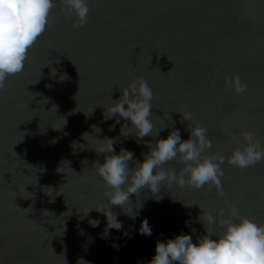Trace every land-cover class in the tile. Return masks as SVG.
Returning a JSON list of instances; mask_svg holds the SVG:
<instances>
[{
	"label": "water",
	"instance_id": "water-1",
	"mask_svg": "<svg viewBox=\"0 0 264 264\" xmlns=\"http://www.w3.org/2000/svg\"><path fill=\"white\" fill-rule=\"evenodd\" d=\"M87 2L86 23L73 27L75 17L54 0L24 69L0 90V264H146L157 240L184 232L195 243L204 234L199 206L217 220L219 209L235 207L264 223V160L243 169L227 162L246 132L264 148V0ZM234 77L246 85L239 94ZM138 78L152 89L154 125L153 136L139 142L134 132L121 134L126 120L104 115ZM194 125L211 141L202 155L224 157L223 195L211 184L165 183L156 194L145 187L124 209L109 205L122 228L105 234L106 215L94 209L107 213L110 191L96 171L106 155L97 153L98 140L113 138L115 151L130 150L131 169L147 142L173 128L187 139ZM163 167L179 176L185 165L178 157ZM139 201L142 210L130 218L124 211ZM145 218L150 236L138 234ZM207 227L222 230L219 223Z\"/></svg>",
	"mask_w": 264,
	"mask_h": 264
},
{
	"label": "clouds",
	"instance_id": "clouds-1",
	"mask_svg": "<svg viewBox=\"0 0 264 264\" xmlns=\"http://www.w3.org/2000/svg\"><path fill=\"white\" fill-rule=\"evenodd\" d=\"M62 4L75 17L73 27L86 23L89 13L87 0H62ZM53 6L54 0H0V90L4 88L9 75L18 74L24 69L27 52L44 32ZM65 78L63 76L60 80ZM232 83L237 94L246 88L239 77H234ZM120 91L122 95L107 107L105 117L118 116L126 120L128 123L121 126V134L126 136L134 132L137 142L145 136H153L151 87L143 78H138ZM181 116L186 121L192 119L188 112L181 113ZM116 122L119 123V120ZM65 123L64 120L63 124ZM125 127H131L134 131L125 132ZM94 128L96 132L100 131L99 128ZM163 130L164 127L159 128L154 136H158L159 131ZM188 131L187 139H181L179 130L173 128L166 137L157 139L155 143L147 142L148 152L142 153L143 159L131 169L128 162L133 160V153L130 150L121 148L118 152L115 151L113 138L96 139L101 142L95 148L97 153L106 154L102 163H96L97 175L110 189L105 194L108 201L107 213L103 209L94 208L106 215L105 234L109 229L122 228L116 215L109 210V205L124 209L131 203L129 196L139 193L145 187L156 194L165 183L179 186L187 183L196 189L211 184L216 187L219 195H223L220 178L223 175L221 164L224 163V157L219 154L202 155L206 149L211 148V141L203 126L194 125ZM86 136H90L89 133L82 134L84 140ZM244 140L245 145L235 148L227 159L229 164L241 169L264 160V148L254 142L250 132L244 133ZM178 157L185 165L179 176L163 167ZM59 168L57 171L61 172ZM156 198L160 199L158 196ZM143 206V201H139L135 211L132 207L129 211H123L135 219ZM199 208L204 216L203 220L199 217V221L205 225L204 234L197 237L195 243L192 236L184 232L162 241L157 240L154 254L146 264H264V223H257L250 217L240 215L235 207L219 209V220L211 213L204 214V210L200 206ZM89 223L90 226L97 227L100 222L94 219ZM217 223L222 230L219 233L209 231L207 225ZM185 226L189 227L190 221H185ZM191 231L195 232V229L192 228ZM138 234H152L146 218L141 220ZM78 262L88 264L82 258L77 264Z\"/></svg>",
	"mask_w": 264,
	"mask_h": 264
}]
</instances>
